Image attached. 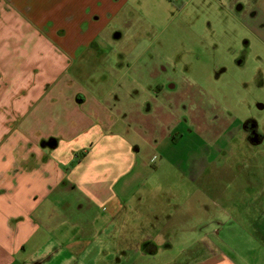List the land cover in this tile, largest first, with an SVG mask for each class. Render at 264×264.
<instances>
[{"label":"crops","instance_id":"obj_1","mask_svg":"<svg viewBox=\"0 0 264 264\" xmlns=\"http://www.w3.org/2000/svg\"><path fill=\"white\" fill-rule=\"evenodd\" d=\"M147 1L0 0V264H264V175L222 180L223 211L199 219L177 201L214 199L193 174L210 164L204 153L230 146L204 143L205 118L183 109V97L175 101L176 127L160 134L146 100H131L132 109L114 96L115 88L144 86L147 49L115 47L136 23L131 12ZM263 1L230 2L240 11ZM101 66L135 78L84 75ZM238 119L245 146L264 149L243 126L253 119L264 134V120ZM163 160L179 173L189 166L183 188L162 183ZM244 200V219L239 208L227 209ZM179 231L181 245L192 248L185 263L162 256Z\"/></svg>","mask_w":264,"mask_h":264},{"label":"rangeland","instance_id":"obj_2","mask_svg":"<svg viewBox=\"0 0 264 264\" xmlns=\"http://www.w3.org/2000/svg\"><path fill=\"white\" fill-rule=\"evenodd\" d=\"M230 1L173 0L170 5L160 0H148L143 8L131 12L132 20L136 23L115 47L125 52L147 49L143 58L145 69L141 73L144 86L115 88V97L127 99L132 109H135V104L131 100H146L144 109L148 111L151 108V123L160 134L176 127L173 116L179 112L175 101L183 97L180 101L183 109H192L205 118L204 143L214 149L226 144L230 146L223 150L217 148L218 152L204 153L202 160L210 164L201 173L193 174L204 186L213 189L214 194L219 191L218 187H223L220 183H225L222 180L226 178L264 175V149L245 146L247 143H244V136L237 127L238 118L253 116L262 119V122L264 120V108L259 109L257 106L259 103L264 105V1L248 3L240 11L232 9L234 2ZM176 8L180 13H177ZM156 60L159 66L162 62L158 75L152 73ZM101 68L93 72L87 70L84 75L90 78L91 75L100 76L104 73L112 80L135 78L133 71L126 75L124 69H113L111 66ZM181 120L185 124L179 122V130L184 132L187 121L185 117ZM262 122L260 128H263ZM140 127L143 132L146 131L145 123ZM189 139L182 144H187ZM136 143L139 144L138 141ZM192 155L195 153H189L181 159L190 161ZM162 162L159 171L162 183L166 186L174 181L178 188H183L187 180L184 177L186 172L182 170H187L189 166L184 164L179 173L168 169L166 160ZM196 187L198 185L195 183ZM222 201L216 194L214 199L194 197L184 201L180 197L177 202L182 209L186 207L185 211H194L196 216L199 214L198 218L201 219L205 216L204 212L215 216L220 210L223 211ZM235 208H239L243 219L249 214L245 200L236 206L227 205L230 211ZM179 234L180 238L171 248L162 249V256L177 255L179 262L185 263L187 258L184 260V257L192 248L186 249L181 245V241L187 240L186 236L181 237L184 234L182 231ZM130 236L137 239L140 233H130Z\"/></svg>","mask_w":264,"mask_h":264},{"label":"flooded vegetation","instance_id":"obj_3","mask_svg":"<svg viewBox=\"0 0 264 264\" xmlns=\"http://www.w3.org/2000/svg\"><path fill=\"white\" fill-rule=\"evenodd\" d=\"M248 45V42H247ZM239 63H243L242 61H239ZM244 129L248 132L249 137L255 140H264V134L258 133L257 130V123L253 119H248L244 122Z\"/></svg>","mask_w":264,"mask_h":264},{"label":"water","instance_id":"obj_4","mask_svg":"<svg viewBox=\"0 0 264 264\" xmlns=\"http://www.w3.org/2000/svg\"><path fill=\"white\" fill-rule=\"evenodd\" d=\"M258 106L262 107L263 105H258Z\"/></svg>","mask_w":264,"mask_h":264}]
</instances>
